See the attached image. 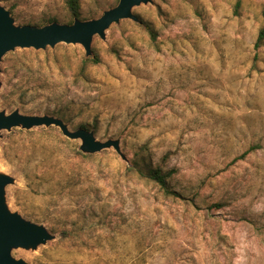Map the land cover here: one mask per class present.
I'll use <instances>...</instances> for the list:
<instances>
[{
	"label": "rangeland",
	"instance_id": "obj_1",
	"mask_svg": "<svg viewBox=\"0 0 264 264\" xmlns=\"http://www.w3.org/2000/svg\"><path fill=\"white\" fill-rule=\"evenodd\" d=\"M114 3L79 0V20L98 19ZM0 4L15 7V26L69 20L65 0ZM263 10L264 0H151L133 9L138 22L121 21L105 40L93 38L100 62L86 69L87 83L75 78L85 59L80 45L6 54L0 113L60 119L53 111L61 108L70 131L89 125L97 142H117L120 151L85 154L80 140L54 127L2 131L0 175L12 179L6 208L53 236L12 257L26 264H264V44L254 49ZM21 66L31 76L21 77ZM142 149L153 166L174 171L182 198L128 170Z\"/></svg>",
	"mask_w": 264,
	"mask_h": 264
},
{
	"label": "water",
	"instance_id": "obj_2",
	"mask_svg": "<svg viewBox=\"0 0 264 264\" xmlns=\"http://www.w3.org/2000/svg\"><path fill=\"white\" fill-rule=\"evenodd\" d=\"M151 3V0H118L115 7L103 12L95 20H75L71 25L56 22L43 27L15 26L10 13L0 4V62L2 58L17 49L45 51L53 49L59 44L80 45L85 56H91V44L94 37L105 40L106 31L124 20L138 22L133 9ZM54 127L70 141L80 140V150L85 154H95L112 147L120 154L118 143L107 141L100 143L95 140L92 132L85 129L70 131L60 119L50 116H26L18 111L9 115L0 113V133L15 128L31 130L34 128L48 129ZM12 183V179L0 175V264H26L22 260H15L11 252L17 248H36L46 244L53 236L41 225L25 220L17 213H11L5 205V187Z\"/></svg>",
	"mask_w": 264,
	"mask_h": 264
},
{
	"label": "trees",
	"instance_id": "obj_3",
	"mask_svg": "<svg viewBox=\"0 0 264 264\" xmlns=\"http://www.w3.org/2000/svg\"><path fill=\"white\" fill-rule=\"evenodd\" d=\"M1 2H5V0H1ZM114 5L111 7H114L115 5H117L118 0H114ZM65 5H66V9L68 12V16H69V20L66 22V25H71L73 24V22L75 20H79L80 19V5H79V0H65ZM9 12L11 13V15L13 16L14 14V9L15 7L11 6L8 7ZM263 16V20H264V10L262 13ZM56 22L55 19H49L47 21H43L40 22L39 24H37L36 26L41 27L43 25L46 24H51ZM23 25V24H22ZM27 25H30V23H28ZM144 29L147 31V33H149V35L152 37L153 40H155L154 37V31L153 28L147 23H143ZM264 44V24L263 26L259 29L258 34H257V39L256 42L254 44V49L257 50L259 49L261 46H263ZM100 62V59L98 57V54L94 52V50H91V56L86 57L85 59H82L80 61L81 65L80 68H78L79 74L75 75V78L77 76H79V79H81L84 82H89V78L88 76L85 74L86 69L92 66L97 65ZM66 63V62H65ZM69 65V63L67 62L64 66V68H67V66ZM45 69H48V66L45 67ZM60 69H63V67L60 66ZM40 71V69H39ZM19 72H22L20 75L25 76V74L30 73L29 69L21 66V69L19 70ZM33 75V74H32ZM31 76V73H30ZM45 76V78H44ZM41 75V73H38V79H42V77L44 78L42 82L43 84H47L46 80V75ZM40 83H38L39 85ZM35 86L36 89H39L41 86ZM2 98H4V100H7L6 95L3 96ZM63 109L61 108H57L54 109L53 114H55L57 117H59L64 123L67 122V117L66 114L63 113ZM79 129H85L87 131H91L89 125L86 124H81L78 126ZM36 152V151H34ZM4 154L6 155V150L4 148ZM129 171H131L136 177H138L140 180L146 181L148 183H151L153 185H155L162 194H164L167 197H175V198H182V196L180 195V193H178L174 187L172 186V180L174 177V171H164V169L158 167V166H153L152 162L150 160V157L148 155H146L144 153V150L142 149L140 152H137L134 155L133 160L131 161V168L128 169Z\"/></svg>",
	"mask_w": 264,
	"mask_h": 264
}]
</instances>
